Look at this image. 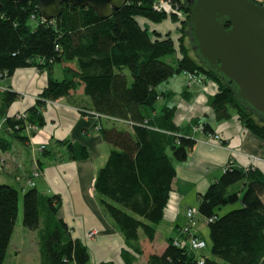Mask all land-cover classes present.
Wrapping results in <instances>:
<instances>
[{"label":"trees","instance_id":"16d2710c","mask_svg":"<svg viewBox=\"0 0 264 264\" xmlns=\"http://www.w3.org/2000/svg\"><path fill=\"white\" fill-rule=\"evenodd\" d=\"M153 1L126 0L108 17L99 16L89 5L62 2L56 17L40 22L30 18L31 14L40 16L36 0H0V79H4V71L7 78L16 68L27 66L47 74L45 86L33 104L23 110L24 118L6 115L18 93L8 86L0 91V152L6 151L14 139H27L26 123L36 128L43 125L46 100L71 99L82 93L89 100L88 105L78 106L82 115H86L85 110H92L129 121H98L101 137L110 149L95 173L92 189L126 245L137 253L141 252L139 233L152 240L155 226L162 218L175 174L174 163L186 159L196 141V131L213 133L210 124L196 117L184 125L174 124L175 105L168 103L174 95L158 90L160 82L182 71L214 81L216 91L208 103L215 118L227 119L233 110L242 126L264 140V122L236 101L228 82L190 54L187 10L181 1L170 0L180 14L164 9L155 11ZM255 1L264 4V0ZM136 17L153 23L167 17L178 22L176 38L169 32L148 30ZM170 54L175 55L173 62L162 59ZM55 63L61 66V78L52 74ZM180 94L184 96V92ZM161 99L163 103L159 105ZM101 122L109 125L103 126ZM199 123L200 129H194ZM59 143L65 145L68 158L85 156L82 146L66 139ZM38 152L42 157L36 159L40 169L45 159L60 160L45 145ZM263 194L264 172L251 166H237L229 160L221 174L198 195L197 212L206 220L209 255L197 252L205 246L190 248L187 234H183L181 243L175 244L174 238H168L164 250L148 254L145 264H264ZM17 201L18 189L0 183V264L16 222ZM236 201L239 206L222 214L217 212L220 206ZM21 204V224L35 231L40 264L88 261L86 246L72 237L64 220L56 216L60 206L58 194L42 193L34 184L22 193ZM127 254V250L121 249L122 257L129 262Z\"/></svg>","mask_w":264,"mask_h":264},{"label":"crops","instance_id":"0c3cea01","mask_svg":"<svg viewBox=\"0 0 264 264\" xmlns=\"http://www.w3.org/2000/svg\"><path fill=\"white\" fill-rule=\"evenodd\" d=\"M136 20L143 26L150 24V21L142 17H136ZM159 24V22L152 24L150 30L160 34L169 31L172 38L175 36L170 20L165 26ZM55 66L53 64L52 74ZM60 68L61 66L57 65V72ZM198 76L201 78L200 82L187 84L183 72L174 73L164 80L165 87L158 89L172 92L174 95L168 101L169 104L175 105L174 124L184 125L190 118L196 117L200 122L210 124L213 133L196 131L194 133L196 141L186 159L174 163L175 174L171 180L162 218L155 226L152 240L139 233L140 253L126 245L122 234L103 211L93 192L95 173L104 164L110 145L102 139L100 130L95 127L98 121L79 112V105L89 103L88 97L84 94L77 93L71 99L59 98L52 103H45L42 112L43 125L36 128L33 133L24 130L27 135L26 140L14 139L6 151L0 152L9 168V171H5L6 168L0 169V183H9L18 189V206L19 195L21 197L28 186H25L22 179L16 180V174L20 176L18 173L20 171L24 172L21 174H26L37 164L36 159L42 157L38 151L32 149L44 144L55 156H59L60 160L45 159L41 164V174L34 178V184L42 193L59 195L60 206L56 210V216L62 218L70 228V235L78 238L86 246L88 261L85 264L100 261H111L114 264H145L148 254L160 253L164 250L168 238L182 240L180 228L185 222L186 208L197 207L199 193H202L208 184L221 174L229 160L237 166H251L264 172V140L242 126L233 110L229 118L217 120L208 103V98L216 91V84L203 75L198 74ZM46 79L47 74L44 70L27 66L16 68L10 76L2 80L1 83L11 90L26 93L22 98L19 96L11 102L6 115L23 111L31 106L45 86ZM181 92H184V96L180 94ZM162 103V99L158 101L159 105ZM2 119L0 118V124ZM101 124L109 125L107 122ZM63 139L75 146H82L85 156L68 158L65 145L59 143ZM202 222L206 223L204 217ZM90 229L96 232L87 236L86 233ZM190 229L192 233L204 238L202 227H199L195 220ZM21 230L26 229L22 227L20 232ZM14 232L15 224L8 243L9 245L13 241L15 250L16 247L18 249V245H15L20 236L15 237L14 240ZM158 233L161 234V238L155 247ZM121 249L127 250L129 262L122 257Z\"/></svg>","mask_w":264,"mask_h":264},{"label":"water","instance_id":"95a60500","mask_svg":"<svg viewBox=\"0 0 264 264\" xmlns=\"http://www.w3.org/2000/svg\"><path fill=\"white\" fill-rule=\"evenodd\" d=\"M125 1L36 0V7L45 19L56 17L62 2L89 5L99 16L108 17ZM182 2L193 56L228 82L236 101L264 122V4L255 0Z\"/></svg>","mask_w":264,"mask_h":264},{"label":"rangeland","instance_id":"374dc122","mask_svg":"<svg viewBox=\"0 0 264 264\" xmlns=\"http://www.w3.org/2000/svg\"><path fill=\"white\" fill-rule=\"evenodd\" d=\"M168 20H170V18L167 17L166 19L160 21L159 25L160 26H165L167 24ZM170 21H171V23L173 25V30H174L173 32L175 33V36H173V38H175L176 37V33H177L176 30L179 28L178 27L179 23L178 22H174L172 20H170ZM30 22L34 23L33 20H30ZM149 23L150 24H147V26H146L148 30H150L152 28V26H153L152 24H155V23H152V22H149ZM189 52H190V54H192L191 49L189 50ZM162 59L164 61H167V62H173V60L175 59V55H173V54L172 55L171 54L170 55H165V56L162 57ZM55 65L56 66L54 67L53 76L55 78H61L62 77L61 68H60L59 72H57V70H56L57 65H60V64L59 63H55ZM183 74L186 77V74L184 72H183ZM2 80H4V79H2ZM186 80H187V77H186ZM1 81H0V91H2L3 88L6 89V85L2 84ZM189 83H191V82H188V80H187V84H189ZM165 85H166L165 82L162 81V82H160L157 85V89H163V87H165ZM18 95H20V94L18 93ZM24 95H26L25 92H24ZM30 126L31 127L29 129H25V130L30 131V130H35L36 129V127H34L32 125H30ZM1 168L2 169L6 168L5 171H9V168L6 166L5 163H3ZM18 173L20 174V178L25 176V174H21V173H24V172L20 171ZM16 176H19V175L16 174ZM262 200L264 202V194L262 195ZM237 206H239V202L238 201H236V202H234L232 204H230V203L229 204H225V205L220 206L218 208L217 212L222 214V213L226 212L227 210H229L231 208H234V207H237ZM21 218H22V204H21V197L19 195L18 212H17V218H16V222H15V232L13 234L14 235V240L16 239L15 237L20 236V239H19L18 243L15 245V246L18 245V249L16 247V249L14 250V248H13L14 243L12 241L11 244H9L7 249H6V254H5V258H4L3 264H40L36 237L34 238V236H35L34 232L35 231L23 227L22 224H21ZM195 222L199 225V227H202V229H201L202 230V234H203L204 240L206 242L205 247L203 249H201V250H198L197 252L198 253L201 252V253L209 255V253H210L209 245L210 244H209V238H208V234H207V225H206L205 222H202V217H201V215L198 212L195 213ZM22 227L24 229H26V230H21V232H20V229ZM24 231H26V232H24ZM156 236H157V242L155 244V247L160 242L161 234L158 233V235H156ZM139 239H138V244L140 246V240Z\"/></svg>","mask_w":264,"mask_h":264},{"label":"built area","instance_id":"2783aa9c","mask_svg":"<svg viewBox=\"0 0 264 264\" xmlns=\"http://www.w3.org/2000/svg\"><path fill=\"white\" fill-rule=\"evenodd\" d=\"M152 9L155 11H159L161 9H164L165 11H173L176 12L177 14H180L177 10V5L176 4H171L170 0H155L152 2ZM30 18L32 19H38L40 22H42L45 18L40 16H34L33 14L30 15ZM186 74L187 80L188 82H200L201 78L194 73H191L189 71H183ZM3 78H6V71L3 72L2 74ZM1 76V77H2ZM1 81V79H0ZM5 88H3L4 90ZM20 97L22 98L24 96L23 92L19 93ZM47 103H52L53 100H46ZM86 115H90L91 117H93L94 119H96L97 121H99L100 119H108L109 121H117L120 123H130L129 121L123 120V119H118L116 117H111V116H107V115H103V114H99L97 112H94L92 110H85ZM14 118H24L25 117V112L24 111H16L13 113ZM31 126L26 123L25 125V129H29ZM95 127L97 129H99V124L97 122V124L95 125ZM201 127V124L199 123L198 125H196V127L194 129L199 130ZM215 138H217V135H214ZM44 148V144H40L37 147H35L32 150H36L39 151L40 149ZM3 163H5V158L3 157V155L0 153V166L3 165ZM41 174V169L37 166V164L34 165V167L25 174L24 177L20 178V176H16L15 179L16 180H23L25 183V186H33L34 185V178L38 177ZM195 213H197V207H187L185 210V223L184 225H182V227L180 228V233L183 234H187L186 236V240H187V244L190 248L192 249H201L205 246V242L203 239L197 237L194 235V233L191 232L190 227L194 224V220H195ZM96 231L94 229H90L89 231H87L86 235L87 236H91L92 234H94ZM178 242H182V240H180L179 238H174L173 239V243L177 244Z\"/></svg>","mask_w":264,"mask_h":264},{"label":"flooded vegetation","instance_id":"af4514ba","mask_svg":"<svg viewBox=\"0 0 264 264\" xmlns=\"http://www.w3.org/2000/svg\"><path fill=\"white\" fill-rule=\"evenodd\" d=\"M180 1H181V3L183 4V2H182L183 0H180ZM183 5H184V4H183ZM183 7H184V6H183ZM183 7H182V9H183Z\"/></svg>","mask_w":264,"mask_h":264}]
</instances>
